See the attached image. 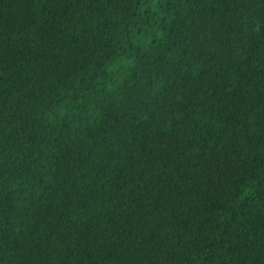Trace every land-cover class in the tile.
<instances>
[{
    "label": "trees",
    "instance_id": "1",
    "mask_svg": "<svg viewBox=\"0 0 264 264\" xmlns=\"http://www.w3.org/2000/svg\"><path fill=\"white\" fill-rule=\"evenodd\" d=\"M0 264H264V0H0Z\"/></svg>",
    "mask_w": 264,
    "mask_h": 264
}]
</instances>
